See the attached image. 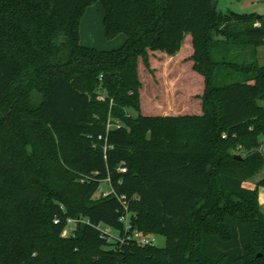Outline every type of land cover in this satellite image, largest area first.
<instances>
[{"label": "trees", "instance_id": "1", "mask_svg": "<svg viewBox=\"0 0 264 264\" xmlns=\"http://www.w3.org/2000/svg\"><path fill=\"white\" fill-rule=\"evenodd\" d=\"M95 1L119 48L81 43ZM215 4L0 0V264H264L251 181L264 168V16ZM188 33L203 113L144 115L138 59L177 54ZM110 110L121 124L108 128ZM102 181L112 192L95 198ZM129 212L166 245L111 238L103 226L124 236Z\"/></svg>", "mask_w": 264, "mask_h": 264}, {"label": "rangeland", "instance_id": "2", "mask_svg": "<svg viewBox=\"0 0 264 264\" xmlns=\"http://www.w3.org/2000/svg\"><path fill=\"white\" fill-rule=\"evenodd\" d=\"M216 7L223 12H238L243 14L256 13L264 16V0H216ZM259 25V23H256ZM81 43L87 47L108 50L119 48L123 43L119 40L109 39L104 32V10L100 1H95L89 6L83 16L80 25ZM121 37L126 36L124 34ZM118 36V37H120ZM125 41V40H124ZM123 41V42H124ZM178 55L166 57L163 51H149V64H146L142 57L138 59V78L141 82L140 112L144 115L157 116L166 115H201V96L205 86V78L194 70L192 55V34L188 33L182 44ZM259 62L264 65V46L258 49ZM98 99L105 101L109 96L104 87L98 88ZM114 97L110 98V106L113 105ZM264 105V100L260 101ZM129 114L137 116L138 111L131 106L125 108ZM121 124L119 118L112 116L111 110L107 122L108 128ZM259 150H264L260 147ZM237 154L246 156L247 153L237 151ZM80 180L89 178V174L80 173ZM253 182H262L258 199L261 210L264 213V168L256 173L251 179ZM101 188L97 191L95 198L102 196L103 191L110 190L108 181L101 182ZM73 226V224H71ZM71 229V228H70ZM136 229V228H135ZM118 235L117 231H114ZM141 235L154 238V244L158 247L166 245V236L161 234L143 233ZM68 236V232L63 234Z\"/></svg>", "mask_w": 264, "mask_h": 264}, {"label": "built area", "instance_id": "3", "mask_svg": "<svg viewBox=\"0 0 264 264\" xmlns=\"http://www.w3.org/2000/svg\"><path fill=\"white\" fill-rule=\"evenodd\" d=\"M100 79H102V76L100 77ZM101 137V136H99ZM106 149V147H105ZM121 171H125L126 169L125 168H120ZM101 188V187H100ZM99 188V189H100ZM112 192V190H107V191H103L102 192V195L103 196H107L109 195L110 193ZM130 216L131 213H127L125 215H123L121 217L122 221L124 222V225H125V233H124V236H121V235H116L115 233H113L115 230L109 228V227H104L103 226V229L105 230V232L109 235H111V238H114L115 236L119 237L121 241H125V240H134L136 242H138L139 244L141 245H145V244H154V238L151 236H144V235H141L140 231L133 228V224L131 223V219H130ZM134 216V215H133ZM69 224L67 225L66 229L64 230L63 234L64 233H67L68 232V235H70L74 229L76 228V225H77V221L74 220V219H69ZM71 224H73V226H71ZM71 228V229H70Z\"/></svg>", "mask_w": 264, "mask_h": 264}, {"label": "crops", "instance_id": "4", "mask_svg": "<svg viewBox=\"0 0 264 264\" xmlns=\"http://www.w3.org/2000/svg\"><path fill=\"white\" fill-rule=\"evenodd\" d=\"M115 40H119L120 43H123V41L126 40V38H124V36H123V37L120 36V37H117ZM178 54H180V53H177V54H175V55H171V56H169L167 53L164 52V54H162V55H164V56L167 55L166 57H174V56H176V55H178Z\"/></svg>", "mask_w": 264, "mask_h": 264}, {"label": "water", "instance_id": "5", "mask_svg": "<svg viewBox=\"0 0 264 264\" xmlns=\"http://www.w3.org/2000/svg\"><path fill=\"white\" fill-rule=\"evenodd\" d=\"M107 78H109V75H107ZM237 157H238V158H242V155L237 154V155H236V158H237Z\"/></svg>", "mask_w": 264, "mask_h": 264}]
</instances>
